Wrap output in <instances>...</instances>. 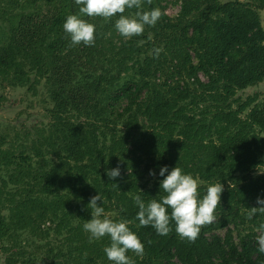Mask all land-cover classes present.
<instances>
[{
  "label": "trees",
  "instance_id": "1",
  "mask_svg": "<svg viewBox=\"0 0 264 264\" xmlns=\"http://www.w3.org/2000/svg\"><path fill=\"white\" fill-rule=\"evenodd\" d=\"M37 1L0 0V26L4 23L0 29L9 34L0 44V82L36 90L44 80L53 105L48 113L54 124L68 127L71 137L60 143L53 129L50 133L36 129L40 140L32 144L28 153L15 146L23 131L7 129L0 133V247L7 254L6 263L113 264L104 252L110 246V237L94 239L83 228L91 219L90 199L99 194L102 202L117 201L119 217L130 221V230L144 244L142 256L127 253L134 264H174L175 259L180 264H264V253L258 251L257 242L261 234L257 229L264 224V214L248 219L249 208L258 207V198L264 199V174L254 176L246 169L238 176L235 168L239 155L251 153L257 157L264 150V138L259 134L264 133V103H257L258 95L244 102L237 99L240 91L264 82V28L260 15L264 0H181L182 9L175 20L164 14L162 0H142L141 11L159 8L163 15L142 35L129 40L121 37L119 45L114 43L112 34L107 37L108 29L117 32L114 17L106 22L102 17L83 16L96 26L95 42L110 44L107 54L102 55L104 61H94L95 65L90 58L88 63L79 61L81 54L92 52V46L85 45L79 51L68 49L70 36L63 24L68 15L79 13L75 0H58L56 12L51 15L27 14ZM170 33L175 39L170 43L167 40L168 51L158 58L154 52L151 56L150 52L156 49L152 36L166 40ZM21 49L26 52L19 59L17 53ZM111 54L118 57L114 66L106 61ZM24 56H28L25 61ZM132 61L135 63L130 67ZM130 70L137 76L122 82V74ZM80 72L81 76L77 74ZM193 97L200 98L199 102ZM200 101L207 103L206 107L192 106ZM72 113L85 117V123L74 125L69 119ZM118 122L123 123V138L134 146L131 152H141L139 161H144L143 169L138 170L134 163L130 166L131 175H127L130 168L123 151L116 152L115 146L106 152L105 140L112 135V124ZM99 123L103 126L101 133ZM207 133H215L221 140L212 147L210 165L189 152L180 156L175 151L179 144L182 149L193 151L191 141ZM154 139L160 140L165 149L158 155H152L153 145L145 141ZM49 155L58 163L51 164ZM85 160L88 165L80 167ZM71 162L77 169H71ZM117 166L120 176L110 180L107 172ZM165 166L169 172L178 166L194 178L199 175L208 187L219 182L226 187L215 210L216 221L204 226L195 242L182 239L174 222L170 225L172 231L161 236L152 226H141L136 219L139 209L135 196L147 203L164 195L160 189L164 177H159L153 190L138 182L150 172L160 173ZM255 166L257 163L252 167ZM68 169L67 186L72 195L61 194L57 189L62 172ZM81 185L86 188L81 190ZM102 202L98 201V205ZM4 209L9 211L8 217L2 216ZM47 223L53 227L49 230L66 238L63 246L46 249L47 257L41 258L25 248L11 252L17 248L19 233L29 232L43 240L48 231L42 226ZM229 227L236 230L239 244L232 230L225 238L216 234Z\"/></svg>",
  "mask_w": 264,
  "mask_h": 264
},
{
  "label": "rangeland",
  "instance_id": "2",
  "mask_svg": "<svg viewBox=\"0 0 264 264\" xmlns=\"http://www.w3.org/2000/svg\"><path fill=\"white\" fill-rule=\"evenodd\" d=\"M144 1V0H143ZM243 2H247L250 0H241ZM58 3V0H38L36 3H32L31 7L27 10V14L35 13L37 17L42 16L43 14L51 15L55 13V8ZM162 6L164 14L171 18L172 20H175L178 15L181 12L182 9V1L181 0H162ZM124 15H134L133 12L126 9V12ZM261 19H262V26L264 28V11L260 12ZM119 18V15L114 16V19L117 20ZM104 19V18H103ZM110 19H104L106 22L110 21ZM4 27V23L1 22V26ZM147 29V26L145 27ZM2 32H0V44H3L6 40L9 34H6V29H0ZM102 34H105L103 32ZM113 36V41L116 45L120 44L121 36L118 32L115 33V30L108 29L107 37ZM134 37V36H133ZM132 38V37H131ZM131 38H125V40H129ZM11 39V38H8ZM175 39V35L170 33V36L164 40V38L161 37H155L152 36V41H155L154 48H163V51L161 53H166L167 50V40L173 41ZM69 47L70 50L73 48L76 51L82 50L85 48V45L83 43L71 46V39L69 38ZM114 44V45H115ZM115 45V46H116ZM106 47H110V44L103 42V41H96L95 45L92 46L91 50L92 52L86 55H80V60L83 63H88V59L97 62L103 59L102 57L103 53L107 54ZM26 49V48H25ZM25 49H21V51H18L17 56L19 59L23 58V54L26 52ZM168 51V50H167ZM67 51L65 50L64 53ZM118 53V50L116 51ZM150 55H153V51L150 52ZM191 55L193 56L194 63L197 64V59L195 58L194 52H191ZM29 56V55H28ZM28 56H24V61L27 59ZM115 56V57H114ZM121 57V56H119ZM109 60V66H114V64L117 62L118 57L117 55L111 54L108 56L106 61ZM135 61L130 62V67H133V64ZM168 65L171 64V62L167 63ZM95 65V63H94ZM98 66V65H97ZM110 69V68H109ZM120 69V68H119ZM103 71V69L98 70V73ZM172 71V70H171ZM79 76L82 75V73H77ZM132 76H137L134 70H130L128 73L122 74V82H125L126 80L130 79ZM160 75L158 74L157 77ZM205 81L207 79L204 77V75L201 76ZM33 79H36V75L33 74ZM76 79L79 77H75ZM160 78V79H159ZM157 80H161V77H159ZM164 81V80H162ZM193 83V82H192ZM191 83V84H192ZM192 89H194V86H192ZM258 95L259 99L257 103H264V82L259 84L258 86L248 88L247 90L240 91L238 93L237 99H241L243 102L246 101L249 97H254ZM195 98V97H193ZM208 99V97H206ZM197 102H199L200 98H195ZM208 102V101H207ZM192 103V102H191ZM209 103V102H208ZM207 103H203L200 101L198 105H192L193 107H206ZM184 105H188L187 103H184ZM53 105L51 103V99L49 94L47 93V90L45 88V81L41 80L40 84L36 86V90H28L26 88H13L10 86H7L5 83L0 82V133L6 131L7 129H12L13 131H23L22 136L19 138V140L15 141V146L17 148H20V150L25 149L28 153H30V147L34 142H37L40 140L37 135L36 129H42L45 130L47 133H50L51 130L53 131L54 137L57 138L60 143L67 141L71 136L69 135V129L68 127L66 129H63L60 124H54L53 117L49 115L48 110L52 109ZM237 106L234 108L236 109ZM191 113V112H190ZM79 113H72L70 116V121L74 125H81L84 124L86 119L85 117L78 116ZM246 113L243 114L242 119H245ZM142 123V120L140 121ZM100 129L98 131L102 132L101 124H98ZM112 135H110L107 140H105L106 145L108 149H106V152H109L108 150L113 147L115 149V146L117 148L116 152H122L124 155V160L127 162V167L130 168L132 164L137 165V169H143L144 167V161H139V155H141V152H138L137 154H134L131 152L134 150V146L127 140L123 138L124 129H123V123H114L112 124ZM65 131V133L62 132ZM164 135H166V132H163ZM262 138H264V133H260ZM14 136V133H13ZM12 136V137H13ZM177 138V136H176ZM202 140L201 143H198V140ZM199 139L196 141H191V145L194 146V150L187 151L185 149L181 148V144L177 145L175 148V151L179 153L180 156L186 155L188 152L196 157H198L200 160H207V166L210 165V155L212 152V147L214 145H219L221 143L220 137L217 134H208L205 137L200 136ZM37 140V141H36ZM146 142H150L153 145V148L151 149L152 155H158L160 151H165V149L161 146L160 140L154 139L152 141L145 140ZM116 143H119L116 145ZM104 142L102 141L103 145ZM104 147V148H105ZM190 147V146H189ZM188 148V147H186ZM193 153V154H192ZM191 161L193 158L188 157ZM51 164H57V159L53 156L49 155L47 157ZM239 160H237L235 163V168L237 169V175H242L243 172L247 169L248 172H251L254 176L262 175L264 174V150L262 154L257 155V157L251 153H244L239 155ZM135 161V162H133ZM87 160L83 164H80V167L86 165ZM36 163V160L33 162ZM257 163V166L252 167L254 164ZM76 164L74 162H71V169H77ZM88 165V164H87ZM86 165V166H87ZM252 167V168H251ZM67 168V167H66ZM133 168H130L127 171V175H131ZM68 170H65L62 172V181L59 184V187H57L59 193L64 195H72L70 194L72 192L71 187H68L69 179V173ZM160 175L159 172L155 173V175H144L141 177V181L138 182L139 186L146 187L148 186L149 190L154 189V183L159 179ZM199 177V180L202 182L200 184L199 190H202L200 192L201 198L206 194V190L208 186H206V183L202 181L201 177ZM90 178V182H92V176H88ZM91 185V184H89ZM84 185L80 186V189H84L86 187H83ZM14 189V187H9V190ZM32 190L35 192V194H38L37 189ZM226 191V187H224V191L221 194V201H222V195ZM129 193V192H128ZM105 209V214L109 216V218L113 219L114 221H119L121 218L119 217L118 212H116L117 207V201L113 200L112 202H109L108 200H103L101 205ZM92 211V210H91ZM218 214V212H217ZM9 211L7 209H4L2 211V216L8 217ZM44 228V231H48L47 234H45V238L43 240L36 239L31 236L29 232H22L18 235V245L17 248L13 249L11 252L16 253L19 249H24L28 253L32 254L34 251L37 252L38 256L41 257H47L46 249L49 250H58L59 247L64 245V241L66 238L64 236H58L54 230L51 229L52 225L47 223L46 225L42 226ZM53 229V227H52ZM229 230L233 231V235L235 237V241L239 244V239L236 230L234 227L225 228L222 230H219L216 234L221 236L222 238H225ZM8 245V243H6ZM35 245H40L42 248L40 250H37ZM7 254L3 252V249L0 247V264H7L6 263ZM174 264H180L178 260H173Z\"/></svg>",
  "mask_w": 264,
  "mask_h": 264
},
{
  "label": "clouds",
  "instance_id": "3",
  "mask_svg": "<svg viewBox=\"0 0 264 264\" xmlns=\"http://www.w3.org/2000/svg\"><path fill=\"white\" fill-rule=\"evenodd\" d=\"M151 3V0H148ZM79 7L78 14L68 15L63 24L64 31L70 36L71 46L83 43L86 46H94L96 39V26L81 18L102 17L110 19L119 15L115 22L117 32L125 37L140 36L146 26H155L163 13L159 8L151 11H141L142 0H75ZM137 9L134 15H124L126 9ZM163 48L153 49L156 58L159 57ZM165 173H168L165 176ZM150 175H155L150 172ZM159 175L164 177L160 189L164 195L159 199H151L145 203L139 195L133 199L138 206L136 219L141 226H152L158 235L167 236L174 222L176 233L189 242H195L204 226L211 225L216 221L215 210L221 204V194L224 185L219 182L210 185L206 194L201 198L199 187L202 183L199 177L186 174L182 168L175 166L169 172L168 167H162ZM110 180H116L120 176L117 166L107 172ZM118 188L117 184H114ZM102 202L99 194L91 197L89 207L92 209L91 219L83 225L91 238L101 239L110 237V246L104 248L109 261L113 264H134L127 255L129 251L137 256L144 254V244L138 235L130 230V221L121 219L114 221L105 214V209L98 205ZM258 207L248 210V219L256 214H264V199H257ZM169 209L171 212L169 213ZM261 234L257 237L258 251L264 253V224L257 229Z\"/></svg>",
  "mask_w": 264,
  "mask_h": 264
}]
</instances>
